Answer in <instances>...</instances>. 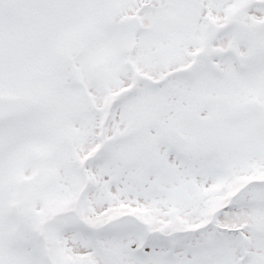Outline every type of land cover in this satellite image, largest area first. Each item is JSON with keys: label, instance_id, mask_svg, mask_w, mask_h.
Returning <instances> with one entry per match:
<instances>
[{"label": "snow or ice", "instance_id": "obj_1", "mask_svg": "<svg viewBox=\"0 0 264 264\" xmlns=\"http://www.w3.org/2000/svg\"><path fill=\"white\" fill-rule=\"evenodd\" d=\"M0 264H264V0H0Z\"/></svg>", "mask_w": 264, "mask_h": 264}]
</instances>
